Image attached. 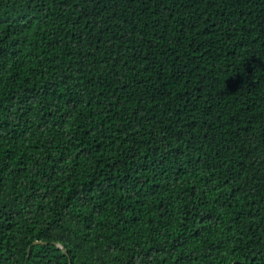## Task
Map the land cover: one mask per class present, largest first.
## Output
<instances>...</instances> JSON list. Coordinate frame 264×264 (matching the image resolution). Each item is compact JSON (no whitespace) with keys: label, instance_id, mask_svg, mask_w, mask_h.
Masks as SVG:
<instances>
[{"label":"trees","instance_id":"1","mask_svg":"<svg viewBox=\"0 0 264 264\" xmlns=\"http://www.w3.org/2000/svg\"><path fill=\"white\" fill-rule=\"evenodd\" d=\"M0 264H264V0H0Z\"/></svg>","mask_w":264,"mask_h":264}]
</instances>
